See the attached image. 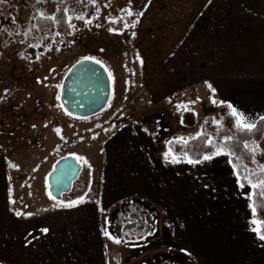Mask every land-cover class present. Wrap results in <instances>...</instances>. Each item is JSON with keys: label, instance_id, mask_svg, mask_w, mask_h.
I'll return each instance as SVG.
<instances>
[{"label": "rangeland", "instance_id": "1", "mask_svg": "<svg viewBox=\"0 0 264 264\" xmlns=\"http://www.w3.org/2000/svg\"><path fill=\"white\" fill-rule=\"evenodd\" d=\"M203 3L210 4L208 0H110L109 3L102 0H3L0 3V161L11 157L4 166L8 173L12 171L19 191L28 190L33 183L32 168L47 165L44 145L48 143L51 148L59 129L66 136V144L82 141L77 150L90 164H97L98 173L108 147L109 176L113 179L109 184L125 186L128 190L145 186L144 190L141 188L142 194L154 195L161 204L158 203L159 207L135 195L117 205L121 215L116 224H112L113 228L107 223L106 231L121 243L115 244L103 234L109 264H193L187 255L173 251L185 248L183 234L178 236V233L183 232L188 220L201 218L209 205H213L209 208L210 214L226 208L224 203L217 204L219 197L226 192L227 195L234 193V189L225 188L237 181L228 156H213L211 161L198 165L189 164L182 157L175 164L169 162L170 156L165 158L170 142L180 141L181 137L188 142L197 138L205 131L207 120H199L188 128L182 121L183 111L168 104L169 101L154 104L149 92L155 74L167 64L163 54H167L169 42L168 23L158 28L159 23H153L154 17H165L169 9H200ZM89 6L98 8L90 17ZM124 9H130L133 15L129 17ZM141 12L143 15H138ZM51 16H55L57 22L45 18ZM69 16L73 17L74 28L68 26ZM77 16L92 23L85 24L84 20L76 19ZM133 23L135 27L131 26ZM86 56L101 61L111 73L112 95L103 112L89 119H77L62 108L60 91L68 71ZM136 74L143 75L141 81H136ZM52 100L63 114H51L55 111L52 109L47 111L49 107L46 108L45 102L50 104ZM47 113L46 118L43 115ZM48 118L49 129L40 131L42 119ZM53 119L56 120L51 121ZM94 141L96 147H93ZM259 149L264 166V142L259 144ZM167 166L182 170V178L177 174L171 179L173 185L163 188V195L159 197L155 186L164 185L168 176L163 168ZM143 172L146 181L141 176ZM167 173L171 176L176 171L172 169ZM96 182H100L99 177ZM250 192L247 189V194ZM24 201L22 198L17 208L20 212L30 208L28 200ZM233 203L234 199L230 207ZM136 210L152 227L137 233H123L122 228L130 222L129 214ZM19 224L25 226V222ZM12 233L13 227H8L7 219L0 215V240L4 246L14 241ZM153 235L156 237L149 238ZM23 241L20 237L19 244ZM7 250L0 249V264H16L14 254ZM16 261L19 264V258Z\"/></svg>", "mask_w": 264, "mask_h": 264}, {"label": "crops", "instance_id": "2", "mask_svg": "<svg viewBox=\"0 0 264 264\" xmlns=\"http://www.w3.org/2000/svg\"><path fill=\"white\" fill-rule=\"evenodd\" d=\"M208 2L209 6L203 3L200 9H169L165 17H154L153 23H159L158 28L168 23L169 42L167 54H163L167 64L155 74L154 83L149 88L151 99L158 105L167 101L173 102L168 104L175 108L182 105L179 109L183 111L181 115L192 112L197 121L211 120L215 125L221 123L218 107L231 104L256 124L264 117V0ZM142 74H136V81L142 80ZM209 84L214 92L209 89ZM213 99L216 104L212 103ZM53 100L50 104L45 102L46 108L49 107L47 111L52 109L55 111L51 114H63L59 105L55 108ZM40 105L42 108L43 102ZM47 115L49 113L43 116L47 118ZM214 119L220 121L216 123ZM45 120L39 123L40 131L49 129V118ZM55 134L57 140L51 148L48 143L44 145L47 165L32 168L33 183L26 191H19L11 176L12 171L8 173L4 166L11 157L0 161V215L7 219L8 227H13L14 235V241L9 245L4 246L0 240V249L7 248L16 259L19 258V264H109L103 230H106L114 208L125 198L135 195L145 197L157 206L160 202L157 203L158 198L154 195L147 194L146 197L142 194L145 186L128 190L125 186L109 184L113 179L109 176L108 147L104 165L98 173L97 164H90L77 150L82 141L66 144L63 130ZM263 142L264 139L257 143L261 167L259 144ZM92 144L97 146L96 141ZM66 157H79L77 162L82 169L71 191L56 200L49 193L48 178L55 165ZM248 166L254 171L261 168L252 163ZM172 169L176 173L169 176L167 172ZM233 171L237 177L235 169ZM163 172L168 176H165L164 185L161 188L154 185L159 197L163 195V188L173 185L171 179L174 180L177 174L182 178V170L176 167L167 166ZM97 176L100 178L98 183ZM141 176L146 181L144 172ZM108 186H111L109 190ZM225 188L234 189L233 195L226 192L218 199L217 204L224 203L226 208L210 214L209 208L213 205H209L201 218L197 216L192 220L196 224L188 220L183 232L178 233V236L183 234L185 248L173 251L187 255L193 264H264V241L251 230L256 227L251 224L254 217L248 207L252 202L248 198L252 196V190L249 187L241 189L237 181L230 182ZM247 189L251 191L249 194ZM80 197L87 202L72 208L60 207ZM22 198L24 202L28 200L30 208L34 206L31 212L29 207L21 212L17 210ZM233 199V207H230ZM17 213L21 215L17 216ZM20 222H25V226H20ZM44 228L48 229L47 233L42 231ZM20 237L24 240L22 244H19ZM16 259L14 263L17 264Z\"/></svg>", "mask_w": 264, "mask_h": 264}, {"label": "trees", "instance_id": "3", "mask_svg": "<svg viewBox=\"0 0 264 264\" xmlns=\"http://www.w3.org/2000/svg\"><path fill=\"white\" fill-rule=\"evenodd\" d=\"M77 2L78 0H73ZM85 1V0H82ZM104 3H109L110 0H102ZM89 17L97 11V6H89ZM218 113L221 116V123L219 125H214L211 120H208L205 126V131L195 139L190 140L187 144H184L180 141H172L169 143V149L172 150L174 154L178 157L192 159V160H201L203 161L204 155H213L216 151L214 147L207 143L208 139L211 138L213 144L223 146L225 143V138H230L227 140V151H230L232 155H229L230 162L235 171L240 172L241 177H243L245 173V168L248 169L251 173V179L253 182H256L258 178H264V173L259 171H254L251 169L248 164L252 163L256 165L258 168L261 167L260 161V153L258 149L253 154L249 149L244 147V144L247 143L250 146L252 144H256L264 139V121L259 120L256 123V128L252 132H239L235 128V120L230 115V109L226 105H221L218 107ZM67 114V113H66ZM74 118V117H73ZM182 121L184 125L188 128H192L196 125L197 119L194 113L185 112L182 115ZM215 156V155H213ZM238 158V159H237ZM253 159H255V163H253ZM245 184V187H248L246 181H241ZM255 195L252 192V201H255L258 207V213L256 219H264V208H261L260 205L264 203V196L259 194V189L255 190ZM125 213V211H123ZM122 213V214H123ZM121 215L120 208L117 206L112 211L109 217V224H116L117 219ZM113 228V226L111 227ZM111 231V229H110ZM155 236H150L149 238L153 239Z\"/></svg>", "mask_w": 264, "mask_h": 264}, {"label": "water", "instance_id": "4", "mask_svg": "<svg viewBox=\"0 0 264 264\" xmlns=\"http://www.w3.org/2000/svg\"><path fill=\"white\" fill-rule=\"evenodd\" d=\"M81 61L71 67L65 76L60 102L68 115L77 119H89L106 109L112 95V81L105 66L102 68L99 64ZM81 169L77 159H61L48 178L51 197L60 200L62 194L69 193ZM127 229L130 230V227H125L124 231Z\"/></svg>", "mask_w": 264, "mask_h": 264}, {"label": "snow or ice", "instance_id": "5", "mask_svg": "<svg viewBox=\"0 0 264 264\" xmlns=\"http://www.w3.org/2000/svg\"><path fill=\"white\" fill-rule=\"evenodd\" d=\"M2 2H3V0H0V3H2ZM124 11L126 12V14L129 17H131L133 15V12L130 9H124ZM138 15H143V13L142 12L138 13ZM41 16H43V13H41ZM45 18L50 20V21H52L53 23L57 22V18L55 16L45 17ZM75 18L78 19V20H84L83 16H77ZM72 19H73V17H71V16L68 17V26L70 28H74L75 27V25L71 23ZM84 22H85V24H91L92 23L91 20H84ZM112 22H114V21H112ZM131 26L135 27V23H133ZM109 31H115V30L114 29H109ZM101 51H103V49H101ZM85 62H91L93 64H99L100 67H102V68L104 67V65H103V63L101 61L97 60L95 57H92V56L84 57L83 60L81 61V63H85ZM105 71H107L106 68H105ZM109 76L111 78V73H109ZM208 87H209L210 90H212V86L210 84L208 85ZM212 91L214 92V90H212ZM212 103L216 104L217 101L213 99ZM221 103H223V102H221ZM227 107H228V109H230V115L235 120V128H236L237 131H239V132H252L256 128L255 122H250L245 117V115L243 113L239 112L231 104H228ZM176 108L179 110V109L182 108V105H176ZM260 119L262 121H264V117H261ZM206 123H207V121H206ZM56 131L59 132V129H57ZM201 134H198V135H201ZM195 138L196 137H193L192 139H195ZM228 139H230V138H227V137L225 138V143H224L223 146L217 145V144H213L211 138L208 139L207 143L216 149V151H215V153L213 155H215V156H220V155L229 156V155H232V153L230 151L226 150V148H227V140ZM180 142H182L184 144H187L188 141H185L184 138L181 137L180 138ZM244 147L246 149H249L251 151V153L253 154V157H254L255 152H256V150L258 148V145L252 144L250 146L249 144L245 143ZM213 155H207V154L204 155L203 156V161H211L213 159ZM169 156L171 157V160L169 161L170 163L175 164V163H179L180 162V158L176 154H174L171 149H169V152L165 154V158L168 159ZM185 158H186V156H185ZM74 159L79 160L80 158L79 157H74ZM201 162H202L201 160L187 159V163H189V164H198V163H201ZM255 162H256L255 159H253V163H255ZM235 167H236V165H234V168ZM260 172L264 173V166H262L260 168ZM245 173L246 174L243 177H241L240 172L238 170L236 172L237 182L239 183V187L241 189H243L245 187V184L243 182H241V181L242 180L246 181L248 187L252 190L253 195L256 194L255 190L259 189V194L261 196H264V178H258V180L256 182H253V180L251 179L252 173L246 168H245ZM85 195H87V194H85ZM248 198H249V200H252V196H249ZM85 202H87L85 200V198L84 197H80L76 201H71V202H69L67 204H61L60 207L72 208V207H76L78 204L85 203ZM248 207L250 208L252 216L254 217L251 220V224L256 226V227H253L251 230L256 233L257 237L261 241H264V219H256L255 218V217H257V213H258V207H257L256 202L252 201L251 203H249ZM260 207L264 208V203H262L260 205ZM16 215L19 216V215H21V213H17ZM42 231L47 233L48 229L44 228V229H42ZM103 231H104V235L108 239L112 240L113 243H115V244H120L121 243V240L119 238L113 237L106 230H103Z\"/></svg>", "mask_w": 264, "mask_h": 264}, {"label": "flooded vegetation", "instance_id": "6", "mask_svg": "<svg viewBox=\"0 0 264 264\" xmlns=\"http://www.w3.org/2000/svg\"><path fill=\"white\" fill-rule=\"evenodd\" d=\"M129 219H130V222L125 224L124 227L122 228V232L123 233H126V232L137 233L143 228L144 229H146V228L149 229L150 227H152V223L147 221V220H145L143 215H141L140 211H138V210L130 213L129 214ZM139 221H141V222H139ZM133 225H135V226L133 227ZM125 227H127V228L130 227V230L127 229L126 231H124Z\"/></svg>", "mask_w": 264, "mask_h": 264}]
</instances>
